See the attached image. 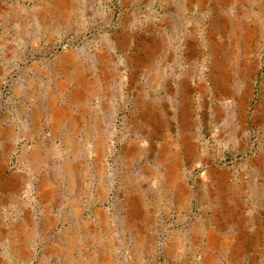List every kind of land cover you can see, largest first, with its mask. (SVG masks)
Masks as SVG:
<instances>
[{"label":"rangeland","instance_id":"1","mask_svg":"<svg viewBox=\"0 0 264 264\" xmlns=\"http://www.w3.org/2000/svg\"><path fill=\"white\" fill-rule=\"evenodd\" d=\"M208 263L264 264V0H0V264Z\"/></svg>","mask_w":264,"mask_h":264},{"label":"bare ground","instance_id":"2","mask_svg":"<svg viewBox=\"0 0 264 264\" xmlns=\"http://www.w3.org/2000/svg\"><path fill=\"white\" fill-rule=\"evenodd\" d=\"M64 115H65V114H64ZM64 115H63L62 112H57V113H55V116H54L55 119H54V120H57L58 117H59V119H58V121H59V120L63 119V118L60 119V117H62V116L64 117ZM58 121H56V122H58ZM59 122H60V121H59ZM212 260H213V259H212ZM208 264H210V263H208Z\"/></svg>","mask_w":264,"mask_h":264},{"label":"water","instance_id":"3","mask_svg":"<svg viewBox=\"0 0 264 264\" xmlns=\"http://www.w3.org/2000/svg\"><path fill=\"white\" fill-rule=\"evenodd\" d=\"M1 96H2V93H1Z\"/></svg>","mask_w":264,"mask_h":264}]
</instances>
